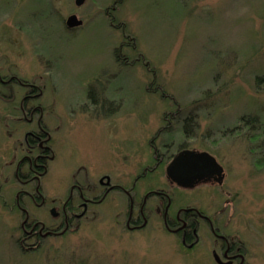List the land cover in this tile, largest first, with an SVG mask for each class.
<instances>
[{
    "label": "rangeland",
    "instance_id": "1",
    "mask_svg": "<svg viewBox=\"0 0 264 264\" xmlns=\"http://www.w3.org/2000/svg\"><path fill=\"white\" fill-rule=\"evenodd\" d=\"M71 15L79 29L66 28ZM0 45L10 56L2 66L42 93L55 141L40 182L48 202L100 175L129 187L148 141L175 114L160 139L207 151L228 173L223 194L183 198L223 205L250 264H264V147L255 148L264 146V0H0ZM11 102L0 100V264H212L204 240L189 255L161 231H121L118 192L79 230L23 249L14 171L28 125L6 115Z\"/></svg>",
    "mask_w": 264,
    "mask_h": 264
},
{
    "label": "flooded vegetation",
    "instance_id": "2",
    "mask_svg": "<svg viewBox=\"0 0 264 264\" xmlns=\"http://www.w3.org/2000/svg\"><path fill=\"white\" fill-rule=\"evenodd\" d=\"M5 58L10 56L0 45V100L13 101L9 108H5L6 111L3 110L11 120L28 125L23 134V154L14 171L16 179L23 185L13 206L21 211L24 218L21 225L23 249L32 251L44 239L63 237L79 230L81 224L95 213L96 206L104 204L111 193L118 192L123 195L126 204L121 231L130 234L161 231L178 245L181 252L189 255L197 254L204 240L206 254L212 264H250L246 247L229 232L223 205L207 207L198 200L183 198L186 192L202 188L223 194L228 175L226 167L211 154L224 170L221 184L216 181L218 176L214 173L200 180L199 176L204 171L201 165L188 174L195 181L192 187L179 186L168 177V166L181 152H207L160 139L163 131L172 128L175 114L172 118L169 115L163 129L148 141V151L139 159L129 187L113 183L108 175H100L95 183L74 181L62 201L48 202L40 182L48 172L49 163L55 159V141L43 119L44 108L38 100L42 93L37 86L17 74L16 67L2 66V59ZM13 85L21 89L17 90ZM145 182H148L147 186H141ZM29 205L44 210L45 216L30 219Z\"/></svg>",
    "mask_w": 264,
    "mask_h": 264
},
{
    "label": "water",
    "instance_id": "3",
    "mask_svg": "<svg viewBox=\"0 0 264 264\" xmlns=\"http://www.w3.org/2000/svg\"><path fill=\"white\" fill-rule=\"evenodd\" d=\"M85 0H75L76 6L83 5ZM83 22L76 15H71L66 20V27L70 30L82 26ZM198 165L203 166L204 171L199 176L200 180H205L213 173L218 176L216 181L219 184L223 182V168L220 166L215 158L208 152H195L186 150L178 154L167 168L168 177L176 182L179 186L192 187L194 180L189 178V173L193 171Z\"/></svg>",
    "mask_w": 264,
    "mask_h": 264
},
{
    "label": "trees",
    "instance_id": "4",
    "mask_svg": "<svg viewBox=\"0 0 264 264\" xmlns=\"http://www.w3.org/2000/svg\"><path fill=\"white\" fill-rule=\"evenodd\" d=\"M257 83H261V84H264V79L260 82L258 79H257ZM253 119H255V118H251V119H249L248 120V123H247V121H246V123L247 124H250V120H253ZM257 119V118H256ZM257 121V120H256ZM187 134H188V132H187ZM260 136V135H259ZM261 137V136H260ZM259 137V138H260ZM261 147H264L263 145H260V146H258V147H255V148H261ZM253 149V148H252ZM262 149V148H261ZM259 163H260V161H258ZM261 163H264V159H263V161L261 160Z\"/></svg>",
    "mask_w": 264,
    "mask_h": 264
}]
</instances>
